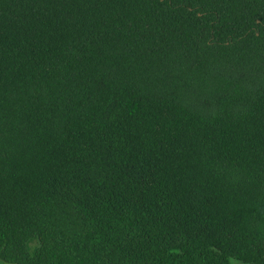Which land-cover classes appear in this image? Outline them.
<instances>
[{"label": "trees", "instance_id": "1", "mask_svg": "<svg viewBox=\"0 0 264 264\" xmlns=\"http://www.w3.org/2000/svg\"><path fill=\"white\" fill-rule=\"evenodd\" d=\"M0 261L264 264V0H0Z\"/></svg>", "mask_w": 264, "mask_h": 264}, {"label": "rangeland", "instance_id": "2", "mask_svg": "<svg viewBox=\"0 0 264 264\" xmlns=\"http://www.w3.org/2000/svg\"><path fill=\"white\" fill-rule=\"evenodd\" d=\"M0 264H5V263H3L2 261H0ZM233 264H242V263L237 262V261H233Z\"/></svg>", "mask_w": 264, "mask_h": 264}]
</instances>
